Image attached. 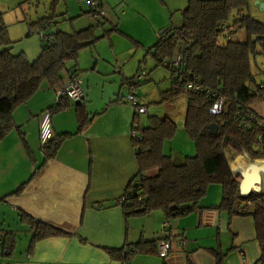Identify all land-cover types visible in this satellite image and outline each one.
Masks as SVG:
<instances>
[{"label": "trees", "instance_id": "1", "mask_svg": "<svg viewBox=\"0 0 264 264\" xmlns=\"http://www.w3.org/2000/svg\"><path fill=\"white\" fill-rule=\"evenodd\" d=\"M247 8L248 0H188L180 11V26L167 29L146 50L156 67H164L171 76L170 89L161 94L158 104L181 96L186 98L183 130L194 144L195 152L180 159L164 154L163 145L174 137L175 124L168 118L150 117L147 126L141 127L135 114L132 126L135 124L137 127L131 128V132H136L137 138L131 136V144L138 170L116 203L123 207L126 217L161 211L170 220L196 211L208 187L218 185L221 187V200L210 209L225 212L229 219H253L261 250L259 263L264 264V202L253 193L246 197L240 195L239 182L230 172L231 169L238 171L235 161L239 156L229 166L224 154L227 150L236 155L245 154L251 161L264 160V120L249 109V105L264 97V83L256 81L251 64L255 56H264V24L246 15ZM50 19H42L31 27L37 33L41 30L47 32ZM98 27L99 24L70 33H47L45 39L42 38L45 46L36 58L30 60L23 53H10L7 27L0 17V139L14 128V110L25 104L43 82L52 89L62 84L63 72L76 75L74 67L79 52L96 44L99 38L95 36V30ZM113 31L126 38L135 50L141 49L140 44L117 31L116 27H112L108 34ZM239 32L246 35L244 43L219 41L223 34L231 36ZM177 55L180 57L179 64L173 67ZM69 64L73 68H68ZM141 71L144 70L140 64L136 75L125 80L124 84L136 87V83H145L146 80L136 81ZM193 84L199 87L198 91L187 88ZM219 98L222 99L221 111L213 115L210 110ZM129 100L131 105L134 102L137 107L140 106L136 94L131 95ZM66 101L62 98L47 110L51 117L66 109ZM247 115L252 118L249 120ZM243 121L248 122L246 127ZM212 124L217 127L214 135L208 131ZM59 144L60 141L53 138L45 148L40 149L44 161L54 155ZM151 171L154 174L147 175ZM21 190L22 186L12 195H18ZM0 200L4 201V198ZM19 219L31 232L28 252L37 242L69 236L23 213H19ZM0 235V258L9 259L16 245L15 235L12 232ZM157 241L106 251L112 258L129 264L135 255H156ZM146 244L150 246L145 248ZM124 249L128 253L123 257ZM215 257L216 264H221L223 256L216 254Z\"/></svg>", "mask_w": 264, "mask_h": 264}, {"label": "crops", "instance_id": "2", "mask_svg": "<svg viewBox=\"0 0 264 264\" xmlns=\"http://www.w3.org/2000/svg\"><path fill=\"white\" fill-rule=\"evenodd\" d=\"M187 1L172 0L171 4L175 10H182ZM103 4L107 10L104 21L111 23V7L105 1ZM120 4L123 13L116 16L114 8ZM124 8L123 0L113 6L117 20L124 15ZM79 21L74 20L73 25ZM77 30L80 29L75 28ZM143 38L146 41L148 37ZM141 40L139 42H144ZM148 40L149 45L137 42L144 54L155 42L153 37ZM141 49H134V52ZM113 54H117L115 62L124 56L118 50ZM140 55L136 54V57ZM136 59L138 61L140 57ZM144 59L138 62L136 73ZM94 61L88 53L78 56L74 70L81 81L83 100L79 104L66 101L65 110L52 114L54 140H59L60 144L50 159L44 161L40 151L38 125L41 114L57 103L55 92L66 85L71 74L69 71L63 72L60 86L51 89L43 82L25 104L17 107L12 114L14 128L0 139V199L4 198V201L0 200L1 209H4L0 217V234L12 232L16 238L13 254L9 259L0 258V264H121L106 249L117 250L141 242L154 244L159 239H168L170 243L171 250L166 259H159L152 253L138 254L130 259L129 264H216V254L223 256L221 264H260L261 250L253 219H229L225 212L210 209L219 204L216 203L218 198L221 200L218 185L209 186L198 209L185 217L167 220L161 211L126 217L123 207L116 201L125 193L138 170L131 144L135 111L128 98L124 99V89H121L129 78L123 76L120 80L119 76L110 75L103 60ZM68 68L73 65L69 64ZM100 83L109 85L102 95V104L105 105L89 111L86 101L90 89ZM180 98L186 100L185 96L177 99ZM249 109L264 120V97L249 105ZM191 147L189 144L188 150H192ZM224 154L226 159L228 154L231 155L230 161L227 160L230 166L236 156L227 150ZM168 155L173 156V153ZM237 156L241 165L238 171L242 172L251 160L243 155ZM230 172L234 179L236 176L238 181L241 180L239 174L232 169ZM21 186V192L12 195ZM19 213L69 236L37 242L28 252L31 232L20 221ZM166 221L169 225L163 229ZM20 244L24 256L22 253L15 255ZM149 246L146 244L145 248Z\"/></svg>", "mask_w": 264, "mask_h": 264}, {"label": "rangeland", "instance_id": "3", "mask_svg": "<svg viewBox=\"0 0 264 264\" xmlns=\"http://www.w3.org/2000/svg\"><path fill=\"white\" fill-rule=\"evenodd\" d=\"M103 1H105L108 7H111L109 8L111 23L105 22L104 20L92 19L88 14L89 9L85 1L0 0V17L3 24L7 27V39L10 43V53L12 55L23 53L28 59L33 60L39 55L42 47L45 46L42 36L47 33L50 34L56 31L70 33L75 31V28L82 30L89 26H96L99 24V27L95 30V36L99 38L98 41L93 47L83 49L80 54L84 55L88 53L95 61L103 60L102 63L110 69V75L119 76L120 80H122L123 76L129 79L134 77L136 75L138 62H142L143 58H145L144 64L141 65L147 75L146 82L136 83V87H130V85L125 84V86L121 88L122 91L124 89L123 97L125 100L127 98L129 100L131 94L134 92L138 104L147 109V113L136 120L138 123L140 122L139 125L141 127L147 126L150 117L168 118L175 124L176 133L170 141L164 143V154L167 155L171 152L175 158L192 155L195 152L194 144L188 139L183 130L186 100L180 98L170 101L167 104H158L162 97L161 94L170 89V72L162 66L156 67L155 61L147 54H144L142 49L138 52H134V49H131V43L119 33L113 31L108 34V31L112 27H118L117 29L119 32L133 41L149 45V37L155 38L156 42L157 37L163 30L176 28L181 24V10L174 9L175 6L171 4L172 0H123L125 2V12L124 15L117 20L112 8L116 3H120L122 0ZM256 1L264 5V0H248V8L245 13L253 20L264 24V7L255 5ZM182 8H184V6H182ZM47 18H51L50 28L47 32L41 30V32L37 33V31L31 27L38 21ZM76 19L80 21L74 26L73 23ZM143 37H148L146 40L147 42L143 40ZM141 39L144 42H139ZM219 41L221 43H226L227 41L244 43L246 41V35L244 32H239L231 36L223 34L219 38ZM155 42H153L152 45H154ZM114 50H118L119 54H124V56L118 58L117 62H115L117 54H113ZM128 50L131 51L128 52ZM257 50H260V48H257ZM136 54H141L138 56L140 57L138 61L136 59L138 58ZM94 62H92V66ZM251 64L252 71L256 75V81L264 83V56H255ZM120 72L122 75H120ZM107 89H109V85L104 86L102 83L98 84L94 89H90L86 101L89 111L98 110L101 108V105H105L102 104L104 101L102 100V95ZM106 102L107 101H105V103ZM189 144H191L192 150H188ZM230 156L231 155L228 154V161L231 159ZM233 156L237 155L233 153ZM252 162L253 161H251V163ZM234 172L240 174L239 171ZM235 180L239 182L236 176ZM256 196L261 197V195ZM216 201V203H219L220 198ZM1 208L0 206V217L2 213H4V209ZM6 217L7 222H9L8 218L10 219V217L7 213ZM21 248L22 245L20 244L15 251L16 256H19L20 253L24 256Z\"/></svg>", "mask_w": 264, "mask_h": 264}, {"label": "built area", "instance_id": "4", "mask_svg": "<svg viewBox=\"0 0 264 264\" xmlns=\"http://www.w3.org/2000/svg\"><path fill=\"white\" fill-rule=\"evenodd\" d=\"M79 1H85L88 9H89V15L94 20H105L107 10L103 7V1L102 0H79ZM114 12L116 15H121L123 13V5L120 4L117 7L114 8ZM46 29V28H45ZM43 39H45L44 36H42ZM180 57L179 55L176 56V58L173 61V67L178 66ZM146 80V74L144 71H141L136 76L137 82H144ZM187 88L189 90L198 91L199 87L196 85H188ZM56 95V101L59 102L60 99L65 98L70 102H80L83 100V90L81 87V81L78 78L77 75H70L68 82L65 86L59 88L55 92ZM135 93L133 92V94ZM133 108L135 107V114L136 116H141L146 114L147 110L143 106L137 107L136 104L133 102ZM222 108V99L219 98L216 100L213 108L210 110V113L213 115L219 114ZM247 118L250 120L252 117L250 115H247ZM242 124L246 127L248 125L247 121H243ZM137 125H133L132 128L135 129ZM131 136L133 138H137V133L132 132ZM54 135L52 131V124H51V114L49 111H44L41 114V118L38 125V142L39 147L42 150L46 147V145L53 140ZM243 156L246 157L245 154ZM261 180L260 184L258 185L259 191L258 192H252L255 195H261V201L264 202V174L260 175ZM168 222H164L163 229H166L168 227ZM171 250V246L168 240H159L156 243V256L160 259H166L169 252ZM128 253L127 249H124L122 251V256L124 257ZM121 264H128V262H122Z\"/></svg>", "mask_w": 264, "mask_h": 264}, {"label": "water", "instance_id": "5", "mask_svg": "<svg viewBox=\"0 0 264 264\" xmlns=\"http://www.w3.org/2000/svg\"><path fill=\"white\" fill-rule=\"evenodd\" d=\"M255 5H259L260 7H264V5L259 2H255ZM167 29L163 30L159 35H162ZM77 102L76 104H79ZM209 134L214 135L217 132L216 125L212 124L208 127ZM259 172V168L255 165L254 161L249 164L246 169L240 172L241 180L239 181V192L242 197L248 196L251 192H258L261 177Z\"/></svg>", "mask_w": 264, "mask_h": 264}, {"label": "bare ground", "instance_id": "6", "mask_svg": "<svg viewBox=\"0 0 264 264\" xmlns=\"http://www.w3.org/2000/svg\"><path fill=\"white\" fill-rule=\"evenodd\" d=\"M240 160V159H239ZM239 160H237V161H235V163H236V167H237V169H240L241 170V165H239L240 164V162H239ZM255 165L259 168V171H261V172H259L260 174L262 173V174H264V161H257V162H255ZM243 167V166H242ZM235 173V172H234ZM236 175H238L239 173L237 172V173H235Z\"/></svg>", "mask_w": 264, "mask_h": 264}]
</instances>
